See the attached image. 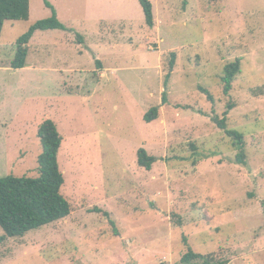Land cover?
<instances>
[{
	"label": "rangeland",
	"instance_id": "rangeland-1",
	"mask_svg": "<svg viewBox=\"0 0 264 264\" xmlns=\"http://www.w3.org/2000/svg\"><path fill=\"white\" fill-rule=\"evenodd\" d=\"M150 2L151 29L138 0H29L26 19L5 21L0 178L36 176L37 128L51 119L71 213L7 238L0 264H179L183 237L209 263L264 264V0ZM46 4L64 29L35 31L25 67L10 68L16 40L51 16ZM228 104L245 165L212 122Z\"/></svg>",
	"mask_w": 264,
	"mask_h": 264
},
{
	"label": "trees",
	"instance_id": "trees-1",
	"mask_svg": "<svg viewBox=\"0 0 264 264\" xmlns=\"http://www.w3.org/2000/svg\"><path fill=\"white\" fill-rule=\"evenodd\" d=\"M215 1V0H209ZM144 15V21L148 28H153L154 17L150 0H138ZM51 10V16L47 19L38 20L29 27L26 33L20 36L15 42L14 56L10 62V68L17 70L26 65L28 54V43L35 31H47L64 29L58 21L56 13L51 5L46 4ZM29 11V0H0V34L5 21H16L26 19ZM80 39L78 37V44ZM175 56L172 53L169 61V69L174 67ZM240 71V61L235 60L223 67L220 76L222 91L227 95L236 75ZM169 75H167L168 77ZM202 92L207 95V99L212 101L211 94L203 88ZM164 100V98H163ZM233 105L228 104L223 117L214 115L212 122L225 135L230 138L232 146L238 150L235 156L237 164L245 165L244 142L242 134L227 129L226 115ZM158 107L150 108L144 115L143 121L150 123L158 118ZM37 137L41 146V153L37 157L36 176H15L7 175L0 178V228L3 232L0 235V245L7 238H18L25 236L32 230H37L42 226L57 222L66 218L71 213L69 202L60 193L64 184V176L58 165V151L61 146L60 136L55 123L51 119L44 120L37 128ZM154 163V157L147 155L144 149L137 152V164L145 170H150ZM94 212L102 213L108 217V213L99 208H94ZM183 244L187 247L186 252L181 256L179 264H193L201 260L204 264H224L223 262L209 263L206 257L194 253L187 245L186 237L182 238ZM211 256L209 257V259Z\"/></svg>",
	"mask_w": 264,
	"mask_h": 264
}]
</instances>
